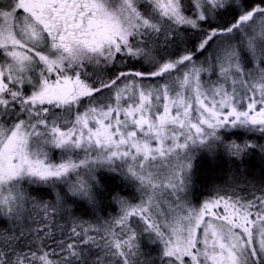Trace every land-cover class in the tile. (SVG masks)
<instances>
[{
  "label": "snow or ice",
  "instance_id": "snow-or-ice-1",
  "mask_svg": "<svg viewBox=\"0 0 264 264\" xmlns=\"http://www.w3.org/2000/svg\"><path fill=\"white\" fill-rule=\"evenodd\" d=\"M262 141L264 0H0V264H264V179L195 182Z\"/></svg>",
  "mask_w": 264,
  "mask_h": 264
},
{
  "label": "trees",
  "instance_id": "trees-1",
  "mask_svg": "<svg viewBox=\"0 0 264 264\" xmlns=\"http://www.w3.org/2000/svg\"><path fill=\"white\" fill-rule=\"evenodd\" d=\"M257 155L248 157L243 162H239L233 159H227L223 155V157L216 156L215 158H212L203 153L198 154L197 160L199 161L196 163V186L198 187V190L203 192L204 197H207L216 186L230 182L228 181L229 178L227 177V173L229 170L231 172L232 169H234V172H231V180L238 178L241 186H243L246 180L258 182L264 179V158ZM112 188H115L117 192H120L119 182L110 183L109 189L111 190ZM47 198L51 200L53 199V196L49 195ZM109 202L107 203L109 204ZM101 214L104 215L103 212ZM76 215L83 216L84 219H92L91 213L85 215L84 213L77 211ZM56 223L59 225H66L67 221L58 217ZM53 231L56 232L55 227L53 228ZM56 238L59 239L60 236L57 235Z\"/></svg>",
  "mask_w": 264,
  "mask_h": 264
},
{
  "label": "rangeland",
  "instance_id": "rangeland-1",
  "mask_svg": "<svg viewBox=\"0 0 264 264\" xmlns=\"http://www.w3.org/2000/svg\"><path fill=\"white\" fill-rule=\"evenodd\" d=\"M218 157H223V156H225V155H217ZM257 156H260V155H257ZM197 158H198V156H197ZM225 158H227V159H231V158H229V157H227V156H225ZM199 160H197L196 159V161H195V171L197 172V162H198ZM231 172L233 173L234 172V169H232L231 170ZM231 172H230V170L228 171V173H227V177L229 178L228 179V181H230L231 180V178H230V176H231ZM249 181H251V180H249ZM195 182H196V178H195ZM253 182V181H252ZM253 183H255V182H253ZM225 184V183H224ZM223 184V185H224ZM244 185V184H243ZM197 189H198V187H197ZM131 192V189L130 188H125L123 191H120V194L121 195H123V196H129V193ZM130 198V197H129ZM106 212L107 213H111V214H115V212H116V205L114 204V203H112V202H109V204H108V207L106 208ZM104 214V213H103Z\"/></svg>",
  "mask_w": 264,
  "mask_h": 264
}]
</instances>
